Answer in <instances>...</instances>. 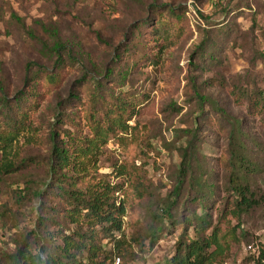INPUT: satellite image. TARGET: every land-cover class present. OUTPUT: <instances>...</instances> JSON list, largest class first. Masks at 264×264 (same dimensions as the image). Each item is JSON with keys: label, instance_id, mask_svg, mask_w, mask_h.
I'll return each instance as SVG.
<instances>
[{"label": "rangeland", "instance_id": "obj_1", "mask_svg": "<svg viewBox=\"0 0 264 264\" xmlns=\"http://www.w3.org/2000/svg\"><path fill=\"white\" fill-rule=\"evenodd\" d=\"M189 2L198 19L188 10ZM228 8L232 12L227 19L223 11ZM148 17L153 18L152 23L145 25ZM227 21L231 37L195 71L194 50L208 31L222 28ZM56 43L61 44L59 49ZM125 47H131L130 51L125 53ZM58 50L66 63L61 86L51 91L41 86L44 97L31 113L27 129L11 142H0V253L13 251L15 241L27 236L42 214V204L31 192L47 177L49 132L59 102L68 100L70 92L85 102L89 95L85 87H91L92 80H103L107 70L106 86L116 92L122 89L138 102L137 113L127 122L132 127L129 133L109 140L88 162L90 169L107 174L112 183L123 184L118 199H124L129 187L126 175H115L114 170L121 166H137L153 193V209L178 180L177 145L183 139L177 141L200 114L192 77L201 94L227 113L243 118L244 126L254 132L258 142L254 148L263 165L257 178L262 186L259 193H264V115L248 116L245 103H234L230 93L238 85L264 87V0H0V101L2 96L11 99L25 90L27 76L54 70ZM143 52L148 59L141 61ZM116 54L120 61L114 59ZM128 61V67L134 61L138 65L120 80L117 73L127 68ZM72 106L66 113H74L76 123L65 124L63 130L77 138L90 137L83 106ZM202 108L205 124L204 118L213 112L209 103ZM214 121L210 117L211 125L218 129ZM203 124V139L210 144L204 143L202 153L214 164L226 141L223 133ZM63 136L68 137L65 132ZM8 162L14 168L4 172ZM222 179L223 174L214 217L228 197ZM124 204L122 229L129 240L143 234L150 223V203L128 196ZM72 227L64 224V228ZM241 227L249 237L233 244L226 264H253L254 253L245 248L254 244L259 250L264 243V202L244 218ZM181 232L178 223L168 226L151 248L148 239L142 249L132 243L134 254L127 264H164L174 255ZM105 249L114 253L112 242ZM123 262L120 257L119 264Z\"/></svg>", "mask_w": 264, "mask_h": 264}, {"label": "trees", "instance_id": "obj_2", "mask_svg": "<svg viewBox=\"0 0 264 264\" xmlns=\"http://www.w3.org/2000/svg\"><path fill=\"white\" fill-rule=\"evenodd\" d=\"M231 12L229 8L224 10L225 18L228 19ZM152 20L148 17L143 22L146 25ZM224 24L222 28L208 31L194 50L192 66L195 71L201 70L202 65H206L203 60L212 59L214 52L222 49L220 45L231 37L230 24L228 21ZM56 45L58 49L61 47L59 43ZM130 49L125 47V53ZM56 55L54 70L27 76L25 90L11 99L1 97L0 142H11L27 129L31 113L38 109V101L44 97L41 86L45 91L61 86L66 63L59 50ZM142 56L141 61L148 59L147 53L143 52ZM114 59L120 61L119 55L116 54ZM128 63L125 65L127 68L117 73L118 79L124 80L138 65L134 61L128 67ZM108 74V70L105 71L104 82L102 79L89 82L92 86L85 87L89 93L85 102L74 92H70L65 102H59L49 132L47 177L37 190L31 192L42 204L44 212L35 220L34 229L15 241L13 251L0 253V264H107L113 256L121 257L122 264H127L134 254L132 243L142 249L144 239H148L151 248L168 226L174 227L178 223L182 224L180 239L174 255L164 264L226 263L233 244L249 237V232L241 227L244 218L264 202V193H259L262 186L257 180L263 165L258 150L254 148L258 144L254 132L244 126L243 118L227 113L208 96L201 94L196 77H192L193 96L199 103L200 114L195 116L194 125L184 130L177 141L179 143L183 139L177 145L178 180L153 209V193L142 180L137 166H121L114 170L115 175H126L129 187L124 199H118L122 195L123 184L112 183L107 174L90 169L88 162L109 140L129 133L132 127L127 122L137 113L138 102L130 99L126 91L119 89L116 92L106 86ZM230 93L234 103H245L248 116L264 115V87L254 83L245 87L238 85L233 86ZM72 103L83 106V115L92 134L90 137L77 138L63 130L65 124L76 123V115L70 111L66 113L73 107ZM203 103L210 104L213 113L209 116L215 119L218 129L211 125L209 116L204 118L205 124L201 121L206 113ZM202 124L224 134L225 149L214 164L202 153L204 143L210 144L209 140L203 139ZM64 132L68 137H62ZM13 168L8 162L4 172ZM222 174L228 197L214 217L213 210L220 199ZM128 196L150 203V223L143 234L131 236L129 240L122 229L126 210L124 203ZM64 224L73 227L64 228ZM30 238L34 240L30 241ZM108 241L112 242L114 253L105 249ZM260 247L258 253L251 256L253 264H264V243Z\"/></svg>", "mask_w": 264, "mask_h": 264}, {"label": "built area", "instance_id": "obj_3", "mask_svg": "<svg viewBox=\"0 0 264 264\" xmlns=\"http://www.w3.org/2000/svg\"><path fill=\"white\" fill-rule=\"evenodd\" d=\"M187 8L198 19V15L196 13V10L194 9V6L191 2H189L187 4ZM197 12H198V10H197ZM245 250L253 251V253H258V248L254 244H248L246 246ZM119 263H120V258L117 256H113L112 259L109 262H107V264H119ZM224 264H226V263H224Z\"/></svg>", "mask_w": 264, "mask_h": 264}]
</instances>
